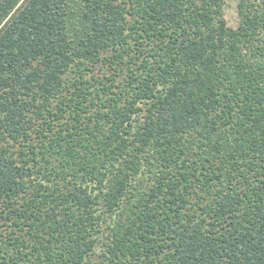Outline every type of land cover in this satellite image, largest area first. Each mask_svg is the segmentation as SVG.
I'll use <instances>...</instances> for the list:
<instances>
[{
    "label": "trees",
    "instance_id": "obj_1",
    "mask_svg": "<svg viewBox=\"0 0 264 264\" xmlns=\"http://www.w3.org/2000/svg\"><path fill=\"white\" fill-rule=\"evenodd\" d=\"M223 4L0 0V264H264V0Z\"/></svg>",
    "mask_w": 264,
    "mask_h": 264
},
{
    "label": "rangeland",
    "instance_id": "obj_2",
    "mask_svg": "<svg viewBox=\"0 0 264 264\" xmlns=\"http://www.w3.org/2000/svg\"><path fill=\"white\" fill-rule=\"evenodd\" d=\"M262 1V0H259ZM238 2L239 0H224L223 4V11H224V17L227 21V24L232 27H236L239 22V15H238ZM144 167L145 169L148 168V165L146 164V161H144ZM147 176L150 175V173H146ZM133 184L137 185L138 187L145 188L147 185L146 177L145 176H139L137 178L133 179ZM106 233V229L104 230V233ZM97 252H100L98 250ZM96 260V258H94Z\"/></svg>",
    "mask_w": 264,
    "mask_h": 264
}]
</instances>
